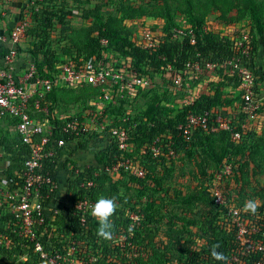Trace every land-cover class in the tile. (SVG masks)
<instances>
[{
  "label": "trees",
  "instance_id": "1",
  "mask_svg": "<svg viewBox=\"0 0 264 264\" xmlns=\"http://www.w3.org/2000/svg\"><path fill=\"white\" fill-rule=\"evenodd\" d=\"M76 1L79 2L29 0L26 10L30 20L26 33L28 45L18 46L19 55H30L40 77H53L59 72V67L68 62L79 68L96 56L104 65L117 64L134 71L138 76L148 79L149 84L138 87L135 94L127 98H119L114 92V98L104 104L103 114L97 117L106 123L104 131L79 139L67 136L68 142L58 150L55 161L50 158L44 163L43 171L51 172L54 181L60 184L59 165L65 169L72 166L75 170L78 167L74 160L77 150H94L95 146H101L94 153V162L89 167L82 166L81 172L79 168V173L68 180L65 195L70 206L64 210L69 213L68 223L63 227L55 226L53 230L55 223L52 225V222L47 221L37 230V240L43 243L44 249L50 254L61 251L62 264L73 263L71 259L67 260L70 257L74 259L73 264L79 261H83L82 264L222 263L211 256V248L215 244L220 245L217 251L224 253L230 262L241 248L237 229L226 216L228 206H235L242 210L248 236L262 241L264 184L260 178L264 169V135L259 137L261 135L257 134V128L247 127V123L255 119L243 110L244 91L241 87L238 94L233 95V91L226 93L225 87L230 83L226 80L230 77L229 70L221 64L240 51L234 46L231 37L224 35L208 20V13L197 9L195 0H175L174 8L164 0L162 10L152 12L164 20L160 31L151 30L155 35L159 32L156 35L159 42L149 47L143 38V31L149 28H144L138 35L123 24L124 18L142 19L145 9L138 13H126L132 9L129 2L126 3L128 0H110L115 12L106 14L103 8L109 3L105 0L98 1L94 7L84 6L82 0ZM140 1L151 4L159 0ZM204 2L220 9L216 0ZM241 2L244 10L238 11L236 16L230 18V22L237 25L240 18L248 19L235 33L241 35L248 31L250 63L253 65L259 53L264 55V2ZM121 12L126 15L122 23ZM77 14H80L81 19H77ZM142 27H146L145 22ZM177 28H184L185 33L176 36ZM189 30L194 31V44ZM68 32L74 35L70 36ZM104 39L107 44H103ZM197 59L203 63L207 60L217 62L220 67L215 71H219L223 79L207 81L203 75L212 78L211 73L214 71L210 72L206 68L199 72L187 70V63ZM169 66L172 68L169 69ZM256 66H253L254 69ZM261 68L263 74L258 75L259 80L264 79V61ZM179 75L182 76V90L185 88L190 91V95L186 97L185 94L186 98L179 105H174L176 101L170 92L166 90L160 93L154 85L157 77L174 83ZM235 79L234 87L240 86V80L237 77ZM202 82L205 88H202ZM72 86L81 88L83 97L93 98V101L101 93L99 86L84 82L63 85L48 92L42 99L43 105L48 104L55 112L60 100ZM140 97L146 98L141 110L135 115L127 113V106ZM230 106L232 110H227ZM87 107L89 113H95L93 104ZM205 113L209 127H197L191 140L187 141L180 125L187 123L190 114ZM59 115L55 112L54 121L57 124L62 123L58 119ZM64 115L79 116L81 119L86 117L81 114ZM263 115L264 106L259 104L256 117ZM219 117L229 122V129L219 126ZM3 121L0 120L4 123H0V146L4 150V158L12 162L7 173L14 176V170H20L30 149L17 132L18 119L7 117ZM113 128L127 131L129 139L125 149L119 148L112 135ZM235 133H239L240 137L234 138ZM54 138H61V135L55 132ZM154 146L160 148L157 155L154 154ZM122 162H126L131 169L121 165ZM117 164L118 168L113 169ZM136 167L143 170V176L133 173ZM226 167H230L231 171L227 172ZM175 174H179L181 179H175ZM187 174L190 179L183 182ZM189 181L196 187L192 193L187 190L191 183ZM205 182L206 186L203 185ZM133 189L134 194L131 193ZM216 189L223 193L226 205L216 203ZM60 190L59 187L45 201L47 206L61 193ZM100 197H115L120 205L112 218L115 230L111 241L97 236L98 222L91 215V209L88 213L75 209L81 199H90L95 204ZM250 199L259 205L255 215L243 211L245 201ZM200 201L206 209L196 215L193 208ZM130 211L141 215L139 222H131ZM129 225H134V234L127 231ZM55 231L65 238L55 236ZM121 233L125 234V238L119 236ZM30 244L34 246L33 242ZM72 246L76 249L70 253ZM261 258L262 252L243 256L246 264H254ZM0 264L50 263L34 249L28 261H18L12 249L0 246Z\"/></svg>",
  "mask_w": 264,
  "mask_h": 264
},
{
  "label": "built area",
  "instance_id": "2",
  "mask_svg": "<svg viewBox=\"0 0 264 264\" xmlns=\"http://www.w3.org/2000/svg\"><path fill=\"white\" fill-rule=\"evenodd\" d=\"M29 24L30 20L25 15L24 19L16 24L11 32L0 35L1 42L10 43L1 58L4 67L0 69V120L3 121L7 117L18 119L17 132L22 142L30 149L20 170L18 168L14 170V176L7 173L12 163L9 159L5 160L6 163L3 162L4 167L0 169V246L12 249V252L18 257V261H28L29 254L34 249L50 264H62L60 262L63 257L61 251L50 254L44 249L43 243L37 240V230L50 219L48 213H51L52 216L60 213L59 209L52 206L56 196L48 206L45 204V201L53 193H56L60 184L54 181L51 172L43 171L44 163L50 158H54L55 161L58 150L68 142L67 136L70 139H79L94 132L102 133L104 131L106 123L97 117L103 114L104 104L114 98V92L119 98H127L133 96L138 87L147 86L149 81L122 65H104L97 60L96 56L79 68H76L72 63H64L53 77L38 76L37 66L30 56L23 61V66L18 68V46L26 39ZM233 32L231 39L234 41V46L240 51L221 65H224L231 74L240 80V87L244 91L243 110L251 118H255L259 104L255 100L256 78L252 69L253 65L250 63V35L248 32L241 35L235 33L236 30ZM184 33V28H177L175 35L182 36ZM188 34L191 36V42L196 43L194 31L189 30ZM143 38L149 47H153L159 42L156 35L149 29L143 31ZM102 42L107 44L105 39ZM186 66L187 70L196 72L202 71L203 68L211 72L220 67L215 61L207 60L203 63L199 59L189 61ZM171 68L169 66V69ZM83 82L101 88V93L92 103L96 107L95 113H89L83 119L79 116L60 114L58 119L62 123L57 124L54 121L55 112L48 104L43 105L42 99L54 87ZM178 84L182 85L181 75L175 78V85ZM38 115H42V117L39 118ZM217 122L220 127L229 129L228 121L219 117ZM197 127H209L207 113L204 115L190 114L187 123L180 125L187 141L191 140ZM55 132H58L61 138L52 139ZM112 135L118 142L119 148L127 147L129 136L125 129L113 128ZM239 137V133L234 134V138ZM153 151L157 155L160 148L154 146ZM3 157L4 150L0 148V159ZM121 165L131 169L126 162H122ZM117 168L118 164L113 166V169ZM132 171L138 176L144 174L143 170L138 167ZM226 171L230 172V167H226ZM88 184L91 185L92 182L89 181ZM214 194L216 203L226 205V199L219 189H216ZM93 205L94 202L90 199H81L75 205V209L78 212L88 213ZM227 209L226 216L236 227L237 239L241 245L239 254L235 255L229 264H246L243 256L247 257L254 252H262L261 260L254 264H264V232L262 241L251 239L248 236V227L242 210L235 206H228ZM84 221L83 217L82 222ZM30 242L34 243L33 247ZM75 249L72 246L70 253L75 252ZM70 259L74 263V259L71 257L67 260ZM82 262L79 261L77 264H82Z\"/></svg>",
  "mask_w": 264,
  "mask_h": 264
},
{
  "label": "rangeland",
  "instance_id": "3",
  "mask_svg": "<svg viewBox=\"0 0 264 264\" xmlns=\"http://www.w3.org/2000/svg\"><path fill=\"white\" fill-rule=\"evenodd\" d=\"M71 3L75 4L79 1L76 0H69ZM87 1V3H86ZM98 1L100 0H82V4L84 6H88V7H94ZM109 2H107V0H105L106 4L105 7L103 8L104 13L108 14V13H114V7L111 6L110 4V0H108ZM206 0H201L200 2H198V0H195L194 2L196 3V7L198 10H200L201 12H206L208 13V20L211 21L214 26L224 32L227 31L229 27H231L234 23L230 22V18L236 16V14L238 13V11L242 12L244 10V6L241 2V0H216L217 5H219L217 9L214 7V5H211L208 3L205 4ZM264 2V0H259ZM129 2V5L131 6V10L127 11L128 12H141L142 9H145V13L144 16H142V19H139V17H137L136 19L132 20V19H128V18H124L123 19V24L126 25L127 28L133 30L135 33L141 34V32L144 30V28H149L150 30L156 29L157 31L161 30V26L162 23L164 22V20L159 16V15H155L152 14V12H159L162 10L163 6H164V0H159L158 2L153 1L151 4L145 3V2H141L140 0H128L126 1V3ZM168 4L171 5L172 8H174L176 6V1L175 0H167ZM245 5V4H244ZM264 8V5H263ZM77 19H81L80 18V14H77ZM126 16L124 13L121 12L120 14V23H122V18ZM76 23H78L77 20H75ZM248 21V19H243L240 18L239 22L237 25L238 28H241L242 25L246 24V22ZM143 22H145L146 27H142ZM154 27V28H153ZM235 27V26H234ZM244 30V29H242ZM155 31V30H154ZM159 32H156V35H158ZM225 33V32H224ZM68 34L70 36H73L74 34L72 32H68ZM22 45L27 46L28 45V40L27 38L23 41ZM264 55H260L258 57V61L259 63H261L260 59H263ZM263 64V61H262ZM261 65H259L258 70H261ZM263 72V69H262ZM212 74V78H210L209 75L205 74L203 75V78L206 77L207 81H210L211 79H215V76H218L219 71H214L211 73ZM261 75V74H259ZM215 81V80H214ZM213 81V82H214ZM175 83V82H174ZM174 83H171L169 80L167 79H163L161 77H157L155 79V88H157L159 90L160 93L168 90L170 93V96L173 97V99L176 101V104L174 105H179L186 97H188L190 94V91H187L184 88V91L182 90L181 86L175 85ZM202 88L204 86V88L206 87L205 83L202 82ZM189 89V88H187ZM70 91H68V93H66L63 97V99L60 100L59 104L57 105V108L55 109V112L59 113V114H81V115H87L89 112L88 107L89 105H92L93 103V98H89V97H83L82 95V89L79 87H73L69 89ZM233 91V95L238 94L240 91L239 86L234 87L231 90ZM187 95L186 97L184 95ZM146 101V98L144 97H140L136 102H134L131 106H127L126 112L127 113H132L133 115H135L136 113H138L141 108L143 107L144 103ZM255 120L250 121L249 123H247V127L250 128H257V134L261 135L259 137H262L264 135V115L261 117H255ZM4 122V121H3ZM1 124H4L2 122H0ZM0 148H2L0 146ZM101 148L100 145L95 146V149L93 150H77L74 154V160L77 161L78 163V167L74 170L73 168L69 167V169H65L62 165H59V171H60V175H61V183H60V194L55 197V201L52 203V206H55L57 209L60 210L61 215L58 214L57 216H52L51 213H48L50 215V219L48 220L49 222H52L51 224L53 225L54 223V227L53 230L56 227H63L65 225V223H68L69 219L68 212H64V210L66 209L67 206H70V204L68 203L69 200H67V197L65 195V190L68 187V180L70 177H74L76 174L79 173V168H80V172H81V167L82 166H87L89 167V165H91L92 162H94V153L97 151H99ZM3 149V148H2ZM263 158H264V153H263ZM7 158L0 159V169L2 167H4V163H6ZM191 167V166H189ZM73 169V170H72ZM188 167L186 168V173L188 171ZM175 179L179 180L181 179L179 174H175ZM188 179H190V176L187 174L185 176V179L182 181L183 182H187ZM261 182L264 184V169H263V175H261L260 178ZM60 182V181H59ZM191 181H189L190 183ZM204 186L207 185V182L203 183ZM195 184H193L192 182L190 183V187L187 189L188 192L190 191V193H192L195 190ZM186 190V191H187ZM131 193L134 194L135 190H131ZM172 196V195H171ZM62 209V211H61ZM194 211L196 213V215H199L201 212H203L206 207L204 206L203 202L200 201L198 203L195 204L194 206ZM51 210V209H50ZM138 217V218H136ZM141 217V215L137 212H131L129 214V218L132 219L131 222H139V218ZM198 217V216H197ZM56 234L55 236L59 237L60 239L65 238L63 237V235H61V233H59V231H55ZM54 232V233H55ZM119 236L121 238H125V234L121 233L119 234Z\"/></svg>",
  "mask_w": 264,
  "mask_h": 264
},
{
  "label": "crops",
  "instance_id": "4",
  "mask_svg": "<svg viewBox=\"0 0 264 264\" xmlns=\"http://www.w3.org/2000/svg\"><path fill=\"white\" fill-rule=\"evenodd\" d=\"M28 1L29 0H0V35H3V34L5 35V34L11 32V30L15 27V25L23 20L22 18L25 17V15H26V10L28 7ZM23 14H24V16H23ZM237 25H239V24H237ZM237 25L235 24V25H232L231 27H229L227 31H224L225 32L224 35L232 37L234 34L233 31L238 28ZM245 32H248V31H245ZM9 44H10L9 42L3 43L0 41V69L4 67L1 58H2L3 52H5V49L7 47H9ZM261 54L262 53H259L258 56H256L257 58L253 64V66L254 65L255 66L257 65V66L255 67V69L252 66V69H253V72H254L255 78H256L255 94H257V101L259 104L264 106V79L259 80V77H258L259 74H263L262 68H261V70H258L259 65L262 64V61H264V58L260 59L261 63H259V61H258V57ZM29 56L30 55H25V54L19 55L18 61H17L18 68H21V66H23V64H24L23 61L25 59H27V57H29ZM256 70L258 73H256ZM229 76L230 77L227 78L226 80L230 83L225 87L227 94L230 93L231 90L233 89V86H235V82H236L235 77H237V76L231 74L230 72H229ZM215 77H216L215 81L223 79L220 74H218V76H215ZM239 88H240V86H239ZM232 108L233 107L230 106V107H228L227 110H232ZM59 181L61 183L60 172H59Z\"/></svg>",
  "mask_w": 264,
  "mask_h": 264
},
{
  "label": "clouds",
  "instance_id": "5",
  "mask_svg": "<svg viewBox=\"0 0 264 264\" xmlns=\"http://www.w3.org/2000/svg\"><path fill=\"white\" fill-rule=\"evenodd\" d=\"M119 204L116 202V198L100 197L97 199L94 206L91 208V215L97 220V236L105 241H111L115 230V224L113 216L116 214ZM259 205L255 200H247L243 205V211L255 215L257 213ZM127 231L129 234H134V225H129ZM220 247L219 244H215L211 248V256L214 260L222 262V264H229L228 257L217 251Z\"/></svg>",
  "mask_w": 264,
  "mask_h": 264
}]
</instances>
